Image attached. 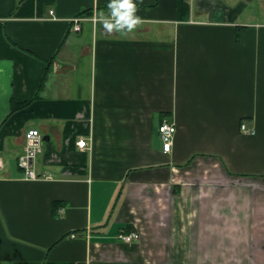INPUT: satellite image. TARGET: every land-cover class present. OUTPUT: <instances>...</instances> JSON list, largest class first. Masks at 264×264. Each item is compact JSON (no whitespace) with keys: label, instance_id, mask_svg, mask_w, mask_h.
<instances>
[{"label":"crops","instance_id":"0c3cea01","mask_svg":"<svg viewBox=\"0 0 264 264\" xmlns=\"http://www.w3.org/2000/svg\"><path fill=\"white\" fill-rule=\"evenodd\" d=\"M109 3L0 0V264H264V0Z\"/></svg>","mask_w":264,"mask_h":264},{"label":"built area","instance_id":"2783aa9c","mask_svg":"<svg viewBox=\"0 0 264 264\" xmlns=\"http://www.w3.org/2000/svg\"><path fill=\"white\" fill-rule=\"evenodd\" d=\"M51 14L54 12L51 11ZM111 16V12L108 17ZM92 21L93 23H98L99 21H103L98 16H86L73 19V30L75 32H80L82 30L81 23L83 21ZM245 130V126H243ZM177 132V126L175 123L170 122L168 119H163L160 127L159 133L163 143V151L164 153H169L172 150L174 137ZM24 152L18 158V165L24 172V177L26 180H39L40 176L37 174L33 167V162L37 158V156L42 152V135L39 130L37 129H29L24 134ZM78 146L80 148L87 147L86 141L82 140L78 142ZM119 239L125 243H132L138 241L140 239V234L133 231V232H122L119 235Z\"/></svg>","mask_w":264,"mask_h":264},{"label":"clouds","instance_id":"9594fccd","mask_svg":"<svg viewBox=\"0 0 264 264\" xmlns=\"http://www.w3.org/2000/svg\"><path fill=\"white\" fill-rule=\"evenodd\" d=\"M108 7L111 9V16L101 17L108 32L113 29L130 30L139 22L140 18L135 15L137 7L134 0H110Z\"/></svg>","mask_w":264,"mask_h":264},{"label":"trees","instance_id":"16d2710c","mask_svg":"<svg viewBox=\"0 0 264 264\" xmlns=\"http://www.w3.org/2000/svg\"><path fill=\"white\" fill-rule=\"evenodd\" d=\"M26 104H27V103H22V104H20V105H23V106H24V105H26ZM129 232H131V230H128V233H129Z\"/></svg>","mask_w":264,"mask_h":264}]
</instances>
